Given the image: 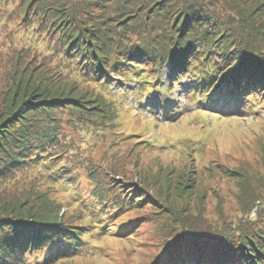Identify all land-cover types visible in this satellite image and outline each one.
I'll return each instance as SVG.
<instances>
[{
	"label": "trees",
	"instance_id": "16d2710c",
	"mask_svg": "<svg viewBox=\"0 0 264 264\" xmlns=\"http://www.w3.org/2000/svg\"><path fill=\"white\" fill-rule=\"evenodd\" d=\"M238 1L230 7L239 15L233 18L216 0H22L27 4L25 20L39 22V32L55 40L51 50L73 65L83 83L111 86L116 77L120 84L135 81L150 93L160 89L171 95L172 78L188 76L192 92L204 94V101L211 98L212 107L226 95L221 98L229 110L241 100L239 112L249 115L264 107V20L250 19L264 7V0ZM97 5L105 12L98 14ZM131 36L141 43H132ZM168 60L170 79L164 87L161 74ZM51 92L39 85L19 87L0 102V185L24 172L44 171L52 182H70L83 218L92 222L70 225L58 213L22 211L17 204L0 203V264L62 263L89 251L96 231L104 235L108 224L126 209L158 205L147 190L133 200L128 193L134 189L127 188L128 183L117 185L116 191L99 184L92 189L87 172L82 171V178L81 173H72L71 166L77 169L72 157L79 146L67 130H84L92 123L99 130L114 109L107 98L93 96L94 91L70 90L67 95L59 88L53 97ZM66 113L73 118L66 121ZM263 199L257 192H245L244 211L252 205L250 215ZM128 219L110 226L126 234L137 222L124 225ZM192 220L173 213L172 232L166 229L159 253L148 264H264V208L224 229L191 233ZM32 233L42 236L32 239ZM186 233L192 236L185 237ZM188 237L194 239L183 244Z\"/></svg>",
	"mask_w": 264,
	"mask_h": 264
},
{
	"label": "rangeland",
	"instance_id": "374dc122",
	"mask_svg": "<svg viewBox=\"0 0 264 264\" xmlns=\"http://www.w3.org/2000/svg\"><path fill=\"white\" fill-rule=\"evenodd\" d=\"M236 1L216 0L219 6L229 8L226 16L233 18L239 17L237 10H230ZM26 5L22 0L0 3V102L19 87L33 85L52 90L51 97L53 90L61 88L67 95L70 90L74 94L94 91L93 96L107 98L112 102L113 117L101 121L99 130H95V123L84 130L66 129L79 146L78 154L72 157L78 170L71 166L72 173L87 172L92 189L99 184L116 191L117 185L128 183L127 188L134 189L128 193L133 200L147 190L158 201L157 206L145 203L141 211L126 209L108 224L104 235L96 231L89 251L62 263L47 260L44 264H148L159 253L166 229L172 232L173 213L191 216L193 233L236 226L264 208L263 199L250 215L247 212L252 205L243 209L245 192L264 197V107L247 115L245 110L239 112L243 109L240 100L229 110L221 98L226 95L218 97L219 104L212 107L215 103L211 98L204 101V94L192 92L188 76L181 81L172 78L171 95L160 89L150 93L135 81L120 84L116 77H112L111 86L83 83L73 65L51 50L55 40L39 32V22L25 20ZM104 8L99 11L97 5L95 11L101 14ZM250 19L264 20V7ZM131 37L132 43H141L139 37ZM170 70L168 60L161 74L164 87L168 86ZM66 115V121L73 118L68 113L63 117ZM46 174L24 172L2 183L0 203L17 204L14 206L22 211L58 213L70 225L92 222L83 218L70 182H52ZM126 218L130 219L124 225L137 221L134 230L127 228L122 235L119 228L110 226ZM40 236L31 234L32 239ZM193 239L188 237L183 244Z\"/></svg>",
	"mask_w": 264,
	"mask_h": 264
}]
</instances>
